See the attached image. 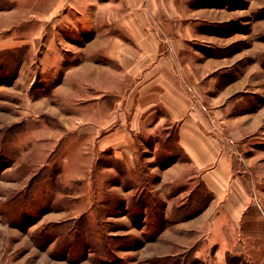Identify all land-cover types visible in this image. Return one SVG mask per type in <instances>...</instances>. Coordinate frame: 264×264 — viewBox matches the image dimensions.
Wrapping results in <instances>:
<instances>
[{"label": "rangeland", "instance_id": "1", "mask_svg": "<svg viewBox=\"0 0 264 264\" xmlns=\"http://www.w3.org/2000/svg\"><path fill=\"white\" fill-rule=\"evenodd\" d=\"M160 8H149L152 28L194 63L187 91L206 114L264 105V0ZM126 9L0 0V264H264V136L232 161L255 205L238 222L210 213L178 126L159 104L144 119V99L129 96L136 80L110 57L113 39L131 41L118 23ZM233 82L248 84L225 98Z\"/></svg>", "mask_w": 264, "mask_h": 264}, {"label": "crops", "instance_id": "2", "mask_svg": "<svg viewBox=\"0 0 264 264\" xmlns=\"http://www.w3.org/2000/svg\"><path fill=\"white\" fill-rule=\"evenodd\" d=\"M124 1L127 9L118 16V23L128 31L131 41L127 43L119 37L113 39L109 54L122 65L126 75L136 80L129 96L136 93V97L144 99L145 102L137 106L140 113L148 112L144 119L154 112L155 105L164 108L167 118L178 126L179 143L213 195L208 206L210 213L214 207H219L228 222L240 221L247 208L255 205V196L247 188L244 174L235 170L233 154H240L236 151L238 144L254 137L262 138L260 134L264 136V105L231 111V102L216 104L206 114L187 91L188 88L197 89L194 63L189 64L183 59L177 38L173 39L171 35L170 39L162 41L152 28L149 8H153L156 18L158 13L162 16V0ZM258 62L261 78L264 77V64L259 59ZM246 84L230 83L226 92L223 91L224 97L230 98ZM147 97L154 99L145 100ZM210 114L219 119L211 122ZM247 161L252 163L253 157ZM222 229L227 232L224 226Z\"/></svg>", "mask_w": 264, "mask_h": 264}, {"label": "bare ground", "instance_id": "3", "mask_svg": "<svg viewBox=\"0 0 264 264\" xmlns=\"http://www.w3.org/2000/svg\"><path fill=\"white\" fill-rule=\"evenodd\" d=\"M117 94V93H116ZM119 94V93H118ZM102 132V131H101Z\"/></svg>", "mask_w": 264, "mask_h": 264}]
</instances>
